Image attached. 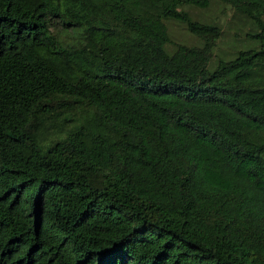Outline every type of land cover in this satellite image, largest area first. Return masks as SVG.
<instances>
[{"label":"trees","instance_id":"obj_1","mask_svg":"<svg viewBox=\"0 0 264 264\" xmlns=\"http://www.w3.org/2000/svg\"><path fill=\"white\" fill-rule=\"evenodd\" d=\"M0 264H264V0H0Z\"/></svg>","mask_w":264,"mask_h":264},{"label":"rangeland","instance_id":"obj_2","mask_svg":"<svg viewBox=\"0 0 264 264\" xmlns=\"http://www.w3.org/2000/svg\"><path fill=\"white\" fill-rule=\"evenodd\" d=\"M206 14L210 17H215L219 19L224 25H225V38L222 40V46L224 49H229L230 47V42L236 38L235 34V29L230 28L233 23H232V11L229 10L228 8H225L223 6H220L218 4L212 5L210 9L206 10ZM228 27V28H226ZM232 30V31H231ZM170 32L172 35V38L175 41H179L185 37L188 36V33L185 29V27L182 24L178 23H173L170 25Z\"/></svg>","mask_w":264,"mask_h":264}]
</instances>
